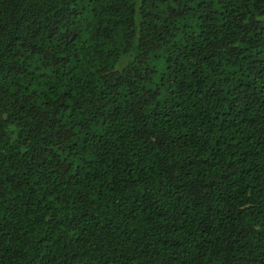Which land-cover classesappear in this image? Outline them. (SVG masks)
<instances>
[{"label": "trees", "instance_id": "1", "mask_svg": "<svg viewBox=\"0 0 264 264\" xmlns=\"http://www.w3.org/2000/svg\"><path fill=\"white\" fill-rule=\"evenodd\" d=\"M0 264H264V0H0Z\"/></svg>", "mask_w": 264, "mask_h": 264}]
</instances>
